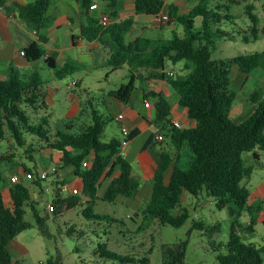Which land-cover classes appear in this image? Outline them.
Instances as JSON below:
<instances>
[{
	"label": "trees",
	"instance_id": "1",
	"mask_svg": "<svg viewBox=\"0 0 264 264\" xmlns=\"http://www.w3.org/2000/svg\"><path fill=\"white\" fill-rule=\"evenodd\" d=\"M75 2L81 15L79 37L108 50L110 74L122 69L128 71V83L109 95L125 102L138 81L147 92L146 98L154 100L156 124H164L170 129L175 153L164 149L158 154L156 170L150 181V199L146 207L135 215L143 219L139 230L144 231L153 221L174 228L182 227L189 218L188 213L180 210V214L175 216L173 211L180 207L183 194L187 192L195 197L206 194L213 199L218 210H227L231 220L229 240L224 246L226 253L218 255L219 263L262 264L264 246L259 250L244 241L240 220L245 213L251 212L247 183L259 166L260 153L264 152V86L255 88L249 94L248 102L255 105V110L243 123L235 124L229 116L237 98L232 75L235 71L246 76L259 69L264 71V52L218 60L212 59V52L221 41L250 44L261 39L264 23L256 9L259 8L264 17V0H200L196 7L182 15L176 6H166L162 0H133L136 14L159 15L167 12L175 26L168 39L137 38L129 43L126 36L133 27V20L120 18V0ZM243 3H246L245 14L250 23L246 29L238 24V17L232 13L235 6ZM49 4L50 0H33L26 5H16L15 10L18 17L31 24L38 33L49 23ZM92 5L95 8L91 9ZM104 16L108 18L106 23L102 21ZM40 43L43 39L37 37V41L26 47L21 56L27 62L39 60L42 57ZM168 63L174 66L183 63V68L172 77L166 72ZM45 64L50 69L55 68L50 59H46ZM81 70L73 60L67 59L56 76L61 79ZM155 80L166 81L172 87L188 117L195 121V127L178 130L171 126L169 101L163 94L147 90L146 83ZM45 85L38 71L23 75L17 68L8 69L5 77L0 79V141L8 135L16 146L27 147L24 155L30 160L35 152L46 151L51 161L57 158V170L68 169L70 175L79 181V186L75 188L77 193L66 197L60 196L63 183H53L54 197L50 204L53 216L79 206L83 217L99 219L93 213L98 201L114 204L119 197L133 198L140 189V180L134 175L132 164L121 154L119 139L99 141L106 121L94 108L90 110L88 123L70 120L62 129L51 128ZM40 113L43 116L38 120ZM138 136L139 131L132 130L129 142ZM36 139L37 149L31 143ZM151 146H155L153 139L149 140L146 148ZM249 153H252V164H247L243 158ZM11 157L0 156V160ZM22 170L30 176L27 179L31 185L25 187L21 183H11L8 189L9 206L4 203L0 190V264H13L9 243L20 232L32 227L31 223L22 219L24 205L30 208L34 225L42 235H46V215H40L36 210L43 193V180L25 167ZM115 171L119 174L113 177ZM169 172V179L166 180ZM107 178H112V181L104 194L99 196L101 183ZM109 219L125 226L123 220ZM253 224L244 232H252ZM194 226L204 227L201 223H194ZM69 232L71 234L73 230ZM182 251V245L170 250L166 254V264H184ZM97 252L102 258L122 264L136 263L131 256L109 251L106 243L99 244ZM142 263L148 264L149 259L144 258ZM48 264H62L60 256Z\"/></svg>",
	"mask_w": 264,
	"mask_h": 264
},
{
	"label": "rangeland",
	"instance_id": "2",
	"mask_svg": "<svg viewBox=\"0 0 264 264\" xmlns=\"http://www.w3.org/2000/svg\"><path fill=\"white\" fill-rule=\"evenodd\" d=\"M245 6L246 3L235 6L232 12L238 17L237 21L241 25L249 20L245 14ZM256 13L260 15L261 21L264 23L262 11L257 8ZM126 38L128 41L130 36L127 35ZM254 52H264V36L250 44L242 41L218 42L216 49L212 52V59H225ZM166 68H175L176 72H180L183 63L175 66L168 63ZM110 71L109 67L89 69L61 79L56 78L50 72L42 73V77L48 80L46 86L57 88L56 94L51 95L46 100L49 126L54 129H62L65 122L68 121L66 116L73 101L71 92L67 90V85L75 79L80 81L79 95L82 105H84L83 111H87L90 115L91 108H94L104 116L106 121L104 133L99 137V141L109 142L116 139L120 135L119 124L110 119L107 108H111V105L107 100L106 93L127 84L129 75L126 71L113 74H110ZM234 74L232 81L233 88L237 92V98L229 118L233 123L241 124L255 110V105L248 102V97L252 92V85H254L253 88L264 86V71L262 69L255 71L251 75L250 83L245 87V83L240 81L237 76L235 77ZM136 95L137 93L134 92L133 97L136 98ZM150 100L153 101L152 98ZM41 116H43L42 113L37 119L39 120ZM31 121L33 122L32 118ZM144 140L145 136H141L137 142L138 148L141 149L144 146ZM31 143L35 149L39 148L37 139ZM168 144H170V140H168ZM153 148L158 158L161 151L160 146L156 145ZM26 149L27 147L16 146L8 135L3 141H0V156H12L9 160H0V190L4 203L9 206L8 189L11 183H21L25 187L31 185V181L25 177L22 167L31 170L34 174L45 171L47 178L41 181L43 193L38 200L36 210L40 215H46V235H42L38 227L34 225L31 210L27 205H24L22 207V219L31 223L32 227L20 232L9 243L8 250L12 256L13 264H48L57 256H60L62 264H122L119 261L100 257L97 246L105 243L109 251L122 256L133 257L135 264H143L144 258L149 259L148 264H166V254L179 245L183 247L184 264H220L217 257L219 254L226 253L224 246L229 240L231 220L227 210H218L213 199L208 198L206 194L200 197H195L187 192L183 194L180 207L173 211L175 216L180 214V210L186 211L189 215L186 223L180 228L161 225L158 221H153L144 231H140L139 228L143 224V219L136 217V213L129 206L101 201H98L93 208L94 215H98L99 219L83 217L79 206L61 215L53 216L48 211V206L54 197L51 182L55 180V174L52 172V164H56V162L51 161L48 153L42 150L35 152L34 158L30 160L24 155ZM261 153H263L262 160L264 161V152ZM246 155L244 154L243 157ZM60 172L63 185L70 187L74 180V184L79 185L78 180L73 178L68 170L64 169ZM134 175L142 184H145L143 175L136 173V167ZM13 176L18 177L16 182L10 181ZM104 186L105 181L101 183L99 194L104 193ZM68 195L69 193H62L64 197ZM130 214L132 217H129ZM106 217L123 220L125 226L116 224ZM249 221L250 218L246 213L240 220L243 227L241 232L245 235L244 241L260 250L264 245L263 220L259 219L254 233L244 232ZM194 223H201L204 227L200 229L195 227ZM70 229L73 230L71 234ZM262 257V264H264V252H262Z\"/></svg>",
	"mask_w": 264,
	"mask_h": 264
},
{
	"label": "crops",
	"instance_id": "3",
	"mask_svg": "<svg viewBox=\"0 0 264 264\" xmlns=\"http://www.w3.org/2000/svg\"><path fill=\"white\" fill-rule=\"evenodd\" d=\"M30 1L33 2V0H2L0 3V5L3 6V9H0V79L5 77V74L10 67L17 68L23 75H28L33 71H38L42 77V73L50 72L57 78V70L61 67L63 61L67 59L73 60L82 69L80 72L89 69L94 70L97 68L108 67V50L104 47H101L96 42H86L79 37L81 15L80 9L75 0H50L47 10L49 23L43 31L38 33L35 32L31 24L18 17L15 10L16 5H26L28 3H32ZM162 1L166 6H176L179 10V14L182 15L188 13L194 7H196L200 0ZM119 13L121 19L133 20V27L127 34L130 36L129 40L126 41L127 43L132 42L137 38H148L151 40L168 39L171 36V32L174 28L166 23L159 22L157 20L158 15L136 14L134 11L133 0H120ZM248 24L249 20L244 24L239 25L243 29H246ZM37 37H41L43 39V43H40L42 48V57L40 60L35 62H27L24 57L20 55V53L26 47L36 42ZM45 58L52 61L55 67L54 69H50L46 66ZM119 71H126L128 74L126 69ZM166 72L175 73L176 70L175 68H166ZM235 72L236 73L234 76H237L240 78V81L245 83L244 87L250 83V80L252 79L251 75L246 76L239 73L238 71ZM42 79L46 82V84H48V80H45L43 77ZM72 81H76V87L71 91V99L73 102L67 112L66 118L68 121L72 120L77 122H87L90 119V115H88L87 111H83L84 105H82L79 95L80 81L75 79ZM253 86L254 85H252V91L255 88H260L259 86L253 88ZM146 87L147 90L163 94L169 101L171 105V126H174L175 123H179L182 126V129L195 127V121L188 117L187 110L181 106L180 99L166 81H150L149 83H146ZM44 88L46 90L45 101L51 95L56 94L57 88H54L53 86L47 87L46 85ZM110 92L111 91L106 93L107 100L111 105V108H107L110 119L117 122L115 117L117 115L123 114L125 117L124 124L127 125L131 131L135 129L139 131V136L133 141H130L125 147L124 157H126V159L132 164L133 169L136 167V173L138 172L139 175H143V181L145 182V184H142L140 181V189L133 198L119 197L114 204L129 206L133 212L139 213L146 207L150 199L152 192L150 181L154 176L157 163L155 149L153 146L146 148V145L150 139H153L155 146H160L161 151L166 149L170 153H175V149L171 145L169 127L165 128L164 124H156V109L154 100L152 101L150 100L151 98H146L147 92L142 88L138 81L134 83L130 97L125 102L117 101L109 95ZM134 92L137 93L136 98L138 99L133 97ZM145 100L149 101V107L145 106ZM118 124L120 135L116 139L121 141V124ZM161 128H163V130H161ZM155 130L163 133L164 140L162 142L156 140L154 133ZM141 136H145V140L144 146H142L140 149L137 147V142ZM168 140H170V144H168ZM260 154L261 159L259 166L254 170L251 179L247 183L250 191L248 204L249 208L251 209V212L246 213L250 218L248 226L254 223L253 230L249 233L255 232V226L257 225L260 218L263 220L264 224V161L262 160L263 153ZM243 158L247 164H252V153L247 154ZM53 162H56V164H52L48 161V163L52 164V168L55 169L53 172L56 171L54 173L55 180L51 182L52 187L53 183L62 181V174L60 172L61 170H57L58 160L55 159ZM118 174V171H115L113 177L118 176ZM169 176L170 172L167 173L166 180L169 179ZM112 178H107L104 180V192L111 183ZM74 182L75 180L73 181V184L70 186V188H76L75 186H79L74 184ZM102 194H99V196ZM60 196L64 197L62 196V193H60ZM129 217H132L131 214Z\"/></svg>",
	"mask_w": 264,
	"mask_h": 264
},
{
	"label": "built area",
	"instance_id": "4",
	"mask_svg": "<svg viewBox=\"0 0 264 264\" xmlns=\"http://www.w3.org/2000/svg\"><path fill=\"white\" fill-rule=\"evenodd\" d=\"M95 8L94 5L91 6V9ZM0 9H3V6L0 5ZM11 17V16H10ZM157 20L161 23H166L168 25H170L171 27H174L175 26V22L170 18L169 14L168 13H165V12H162L161 14H159L157 16ZM102 21H104L105 23L108 22V18L106 16L102 17ZM20 55H23V53L21 52ZM47 59V58H45ZM170 76H174V72H169L168 73ZM76 87V81H72L68 86H67V90L68 91H72L74 88ZM145 106L146 107H149L150 106V103L148 100H145ZM115 120L121 124V134H122V140H121V147H122V151H121V154L123 156H125V147L129 144V136L131 134V130L130 128L124 124V120H125V117L123 114H120V115H117L115 117ZM175 128H177L178 130H181L182 129V126L179 124V123H175L174 124ZM155 138L157 141L159 142H162L164 140V135L163 133L159 132L158 130H155ZM55 169L52 168V172L54 171ZM26 178H30L29 175H26L24 174ZM39 179H46L47 178V173L45 171H41L39 174H35ZM18 180V177L17 176H13L10 178V181L11 182H16ZM60 190H61V193H71V194H76L77 193V190L75 188H70V187H67L66 185H62L60 187ZM48 211L51 212L52 211V208H51V205L48 206Z\"/></svg>",
	"mask_w": 264,
	"mask_h": 264
}]
</instances>
